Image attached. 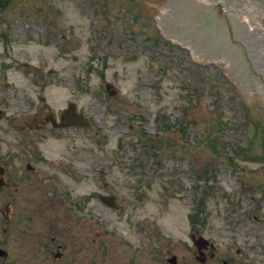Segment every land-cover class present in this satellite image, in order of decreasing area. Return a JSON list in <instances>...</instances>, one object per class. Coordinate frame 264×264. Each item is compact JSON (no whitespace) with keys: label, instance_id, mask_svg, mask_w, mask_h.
<instances>
[{"label":"rangeland","instance_id":"1","mask_svg":"<svg viewBox=\"0 0 264 264\" xmlns=\"http://www.w3.org/2000/svg\"><path fill=\"white\" fill-rule=\"evenodd\" d=\"M6 1L0 97L11 117L58 115L73 102L89 122L47 131L38 142L61 165L48 170L61 194L87 200L84 216L72 209L87 224V260L76 264H104L106 253L122 256L133 243L144 253L140 240L176 254L178 264H200L192 231L215 246L204 264H264L257 93L245 102L225 67L202 66L190 44L165 39L149 7L164 0ZM100 195L117 197V207ZM200 204L203 220L195 222ZM165 256L152 262L166 264Z\"/></svg>","mask_w":264,"mask_h":264},{"label":"flooded vegetation","instance_id":"2","mask_svg":"<svg viewBox=\"0 0 264 264\" xmlns=\"http://www.w3.org/2000/svg\"><path fill=\"white\" fill-rule=\"evenodd\" d=\"M61 114L48 111L20 123L11 117L10 102L0 97V264H76L77 260H87L86 220L72 213L74 208L84 216L87 200L71 203L72 192L61 194L56 176L48 172L61 165L45 157L38 147L41 134L61 130L53 125L60 122ZM12 130L19 137L16 145L10 141ZM116 203L117 197L115 207ZM201 237L197 231L190 233L195 259L204 264L207 254L214 258L215 246ZM145 238L149 240V236ZM139 243L144 253L136 251L133 243L132 251L122 256L106 253L104 264H111L117 256L126 264H154L156 254H165L166 264H178L176 254L157 252L146 241Z\"/></svg>","mask_w":264,"mask_h":264},{"label":"water","instance_id":"3","mask_svg":"<svg viewBox=\"0 0 264 264\" xmlns=\"http://www.w3.org/2000/svg\"><path fill=\"white\" fill-rule=\"evenodd\" d=\"M209 1L164 0L149 3V7L153 23L160 25L165 39L190 44L191 56L202 66L225 67L245 102L253 104V93H257L264 109V5L254 0H221L217 14L212 15L206 11L214 7L206 9ZM83 117L70 103L56 126H88ZM100 199L114 206V198Z\"/></svg>","mask_w":264,"mask_h":264},{"label":"trees","instance_id":"4","mask_svg":"<svg viewBox=\"0 0 264 264\" xmlns=\"http://www.w3.org/2000/svg\"><path fill=\"white\" fill-rule=\"evenodd\" d=\"M7 2V1H6Z\"/></svg>","mask_w":264,"mask_h":264}]
</instances>
